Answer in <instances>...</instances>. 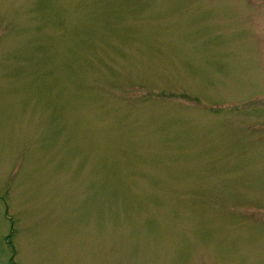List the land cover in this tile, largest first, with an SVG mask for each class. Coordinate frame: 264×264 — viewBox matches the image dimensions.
I'll return each instance as SVG.
<instances>
[{
	"label": "rangeland",
	"instance_id": "obj_1",
	"mask_svg": "<svg viewBox=\"0 0 264 264\" xmlns=\"http://www.w3.org/2000/svg\"><path fill=\"white\" fill-rule=\"evenodd\" d=\"M0 264H264V0H0Z\"/></svg>",
	"mask_w": 264,
	"mask_h": 264
}]
</instances>
